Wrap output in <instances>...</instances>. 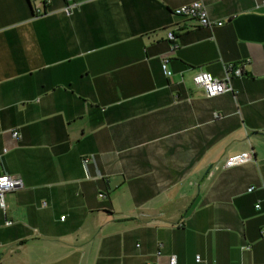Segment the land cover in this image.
<instances>
[{"label":"crops","instance_id":"crops-1","mask_svg":"<svg viewBox=\"0 0 264 264\" xmlns=\"http://www.w3.org/2000/svg\"><path fill=\"white\" fill-rule=\"evenodd\" d=\"M44 1L0 0V264H264V0Z\"/></svg>","mask_w":264,"mask_h":264},{"label":"built area","instance_id":"built-area-1","mask_svg":"<svg viewBox=\"0 0 264 264\" xmlns=\"http://www.w3.org/2000/svg\"><path fill=\"white\" fill-rule=\"evenodd\" d=\"M74 1V0H69ZM45 3L50 2L49 0L44 1ZM74 5V4H73ZM73 5H69L66 7V11L70 12V9ZM207 6L202 1H194L192 3L183 5L181 7L176 8L175 13L187 18H194L199 22L200 26L203 27H213L216 25L224 24L223 20H213L209 16V12L207 10ZM35 13L40 15L43 13L41 8L34 7ZM176 33L169 32V40H175ZM168 61H163V71L166 75H171L172 71L168 68ZM243 74V70L241 67H236L235 64H228L225 68V76L223 79L213 76L211 73L200 70L194 76V82L204 88L209 97L222 95L224 93H234L235 89L232 84L234 76H241ZM216 117H219V113H215ZM18 131L15 130L13 134L18 137ZM253 152L243 151L236 154H231L226 159L224 167H235L237 165L248 162L252 159ZM23 186V182L20 178L10 175V174H1L0 173V208L6 211L7 207V195L14 191L18 190ZM254 187H251L249 190L252 191ZM259 206V204L257 205ZM201 261V257L198 254L196 256V262ZM171 264H177V258L175 256L170 257Z\"/></svg>","mask_w":264,"mask_h":264}]
</instances>
